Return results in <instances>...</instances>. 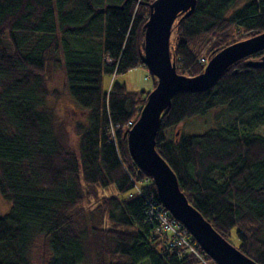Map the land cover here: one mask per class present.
I'll use <instances>...</instances> for the list:
<instances>
[{"label":"trees","instance_id":"obj_1","mask_svg":"<svg viewBox=\"0 0 264 264\" xmlns=\"http://www.w3.org/2000/svg\"><path fill=\"white\" fill-rule=\"evenodd\" d=\"M154 1L0 0V195L11 207L0 218V264H33L38 240L45 264H203L169 248L147 222L146 200L160 204L128 152V123L156 79L145 93L112 83L146 69L144 25ZM181 17L171 28L170 57L177 74L196 77L219 51L264 33V0H196ZM248 61L264 62V50L229 66L203 93L173 95L155 149L214 231L230 244L235 230L237 244L230 245L264 264V137L218 123L201 135H168L213 110L264 121V67ZM55 70L63 75L61 91L48 87ZM104 77L112 78L108 92ZM62 94L87 111L86 124L74 126L77 151L65 148L46 105ZM109 188L116 195H105ZM87 199L96 206L85 216Z\"/></svg>","mask_w":264,"mask_h":264},{"label":"water","instance_id":"obj_2","mask_svg":"<svg viewBox=\"0 0 264 264\" xmlns=\"http://www.w3.org/2000/svg\"><path fill=\"white\" fill-rule=\"evenodd\" d=\"M196 0H155L149 5L144 25V64L156 79L155 88L147 95L139 117L127 132V147L136 167L153 181L160 206L190 235L202 253L214 264H256L231 246L194 209L179 190L177 179L155 149L160 119L169 109L173 95L184 92L203 93L214 86L232 64L264 50V33L232 44L208 60L196 77L176 73L170 57L171 28L177 20L187 18ZM248 67H264L262 61H248Z\"/></svg>","mask_w":264,"mask_h":264},{"label":"rangeland","instance_id":"obj_3","mask_svg":"<svg viewBox=\"0 0 264 264\" xmlns=\"http://www.w3.org/2000/svg\"><path fill=\"white\" fill-rule=\"evenodd\" d=\"M242 4H239L238 9ZM235 9V10H236ZM149 72L144 68H137L130 70L124 75L117 76L113 79L112 83L124 85L127 92L141 93L149 92L152 88L153 80ZM145 78L147 80H145ZM112 78L104 77L103 90L108 92ZM63 75L61 71L55 70L52 80L49 82L48 87L50 90H62ZM66 95L62 94L59 100H54L51 97L47 98L46 105L52 108L58 118L61 126L62 142L65 148L69 151H77L78 136L74 132L76 124L85 125L87 111H81L77 105ZM218 123L224 126H235L242 132H250L255 135L264 137V121L260 123L254 120L251 116H246L241 119L234 118L226 114L223 110H213L204 116H199L193 119L183 121L177 128L168 132L169 136L178 137L180 134L183 136L201 135L206 131L212 129ZM109 188L105 195H116L115 191ZM92 200H85L82 203V208L85 210L87 216L95 208ZM10 204L0 195V218L6 216L10 212ZM85 224L87 217L84 219ZM93 221H98L97 215L93 216ZM229 242L231 245L236 246L237 239L235 237V230L232 231ZM47 252L43 247L41 241H37L32 250L31 260L33 264H45Z\"/></svg>","mask_w":264,"mask_h":264},{"label":"built area","instance_id":"obj_4","mask_svg":"<svg viewBox=\"0 0 264 264\" xmlns=\"http://www.w3.org/2000/svg\"><path fill=\"white\" fill-rule=\"evenodd\" d=\"M128 125L132 127L131 123H128ZM136 193L138 196L143 197L139 190ZM144 214L147 222L156 227L155 230L158 234H163L168 238L169 248H182L185 252L195 255L203 264H207L198 256L188 232L173 220L160 205H157L154 201L146 200Z\"/></svg>","mask_w":264,"mask_h":264}]
</instances>
